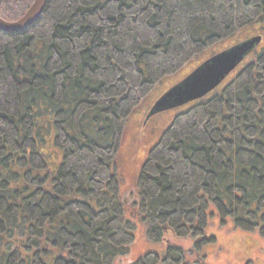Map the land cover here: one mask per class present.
I'll return each mask as SVG.
<instances>
[{
	"label": "trees",
	"instance_id": "obj_1",
	"mask_svg": "<svg viewBox=\"0 0 264 264\" xmlns=\"http://www.w3.org/2000/svg\"><path fill=\"white\" fill-rule=\"evenodd\" d=\"M32 2L1 0L0 17ZM253 24L264 0H46L25 29L0 30V264H114L139 225L148 247L128 264H201L213 225L264 237V47L162 130L130 216L117 163L145 95Z\"/></svg>",
	"mask_w": 264,
	"mask_h": 264
},
{
	"label": "rangeland",
	"instance_id": "obj_2",
	"mask_svg": "<svg viewBox=\"0 0 264 264\" xmlns=\"http://www.w3.org/2000/svg\"><path fill=\"white\" fill-rule=\"evenodd\" d=\"M261 28V25L253 24L212 44L180 69L163 77L135 107L125 125L117 154L118 173L121 176L120 189L126 200L127 215L134 214V182L148 149L158 139L162 130L171 123L172 118L180 110L186 108L189 102L171 103L169 106L151 113L153 104L163 94L179 86L192 71L200 67L204 60L212 54L231 48L256 35L261 36V41L256 46L257 50L264 47V28ZM248 57L249 53L245 56L244 61L228 74L226 79L233 76ZM44 134L46 143L41 147V150L50 157L48 162L50 168H54L60 161L61 152L53 144L52 134ZM211 231L216 235L214 243L206 244L203 248L205 256L196 257L194 262L197 261L201 264H264V237L255 232L234 231L230 226L218 227V225H213L209 229V232ZM168 238L171 240L172 236L168 235ZM175 241L188 254L193 251L189 240L176 239ZM146 243L143 229L139 225L135 240L131 245V252L128 256L119 257L114 264H128L147 249Z\"/></svg>",
	"mask_w": 264,
	"mask_h": 264
},
{
	"label": "water",
	"instance_id": "obj_3",
	"mask_svg": "<svg viewBox=\"0 0 264 264\" xmlns=\"http://www.w3.org/2000/svg\"><path fill=\"white\" fill-rule=\"evenodd\" d=\"M45 4L46 0H33L25 13L13 22L0 17V30L14 33L25 29L39 17ZM260 40L261 36L256 35L231 48L212 54L204 60L200 67L192 71L179 86L169 90L156 100L151 113L161 110L171 103H187L211 92L236 68Z\"/></svg>",
	"mask_w": 264,
	"mask_h": 264
}]
</instances>
